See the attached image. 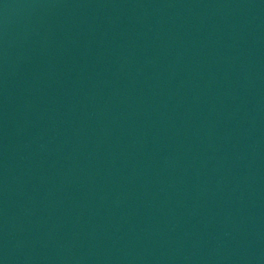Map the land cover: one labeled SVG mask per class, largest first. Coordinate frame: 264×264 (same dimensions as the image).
<instances>
[{
  "label": "water",
  "instance_id": "1",
  "mask_svg": "<svg viewBox=\"0 0 264 264\" xmlns=\"http://www.w3.org/2000/svg\"><path fill=\"white\" fill-rule=\"evenodd\" d=\"M0 264H264V0H0Z\"/></svg>",
  "mask_w": 264,
  "mask_h": 264
}]
</instances>
